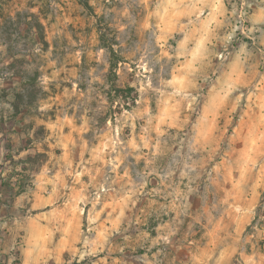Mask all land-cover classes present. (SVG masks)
<instances>
[{"label": "rangeland", "instance_id": "obj_1", "mask_svg": "<svg viewBox=\"0 0 264 264\" xmlns=\"http://www.w3.org/2000/svg\"><path fill=\"white\" fill-rule=\"evenodd\" d=\"M187 1L0 0V264H264V68L209 96L243 37L191 85Z\"/></svg>", "mask_w": 264, "mask_h": 264}, {"label": "crops", "instance_id": "obj_2", "mask_svg": "<svg viewBox=\"0 0 264 264\" xmlns=\"http://www.w3.org/2000/svg\"><path fill=\"white\" fill-rule=\"evenodd\" d=\"M243 3L253 8L249 16L250 24L261 25L263 29L259 34L250 33L236 48L233 59L243 68V73L239 72L241 77L226 82L222 75L210 88L209 96L213 95L219 100H241V86L251 85L255 81L248 74L252 70L264 68V0H188L177 4L180 7L176 9L175 16L166 17L163 22L166 29L181 35L177 46L183 53L180 56L185 59L181 69L185 67L184 63H190L194 68L191 73L196 74L192 79L184 72H179L177 76L182 75L184 82L191 79L190 84L198 88L199 77L210 73L217 57L216 51L219 52L228 41L237 11ZM199 61L200 66L196 67ZM223 111V108L217 109L215 115L223 116Z\"/></svg>", "mask_w": 264, "mask_h": 264}, {"label": "built area", "instance_id": "obj_3", "mask_svg": "<svg viewBox=\"0 0 264 264\" xmlns=\"http://www.w3.org/2000/svg\"><path fill=\"white\" fill-rule=\"evenodd\" d=\"M253 8L248 4L243 3L236 14V19L234 21L233 30L231 31L227 44L225 45V53L220 55V58H228L231 53V48L235 44H237L243 37H247L250 33L259 34L263 26H253L250 24L249 16L252 12ZM209 81H212V77L208 78Z\"/></svg>", "mask_w": 264, "mask_h": 264}, {"label": "trees", "instance_id": "obj_4", "mask_svg": "<svg viewBox=\"0 0 264 264\" xmlns=\"http://www.w3.org/2000/svg\"><path fill=\"white\" fill-rule=\"evenodd\" d=\"M103 43H104V38H102ZM104 45H107L106 43ZM106 48H108L110 50L111 53V74H113L114 76H116V69L118 67V64L120 62L118 56L116 55V52L114 51V49L112 48V46H105ZM111 92L113 91L114 94V99H131V101L133 102V104L136 103L137 101V97L134 95L136 93L135 88L133 87H120L118 86L116 83L112 84L111 87ZM133 95V96H132ZM24 99V94L22 93H17L15 94V102H13V108L15 111V115L18 116L21 114V109H20V102L23 101Z\"/></svg>", "mask_w": 264, "mask_h": 264}]
</instances>
